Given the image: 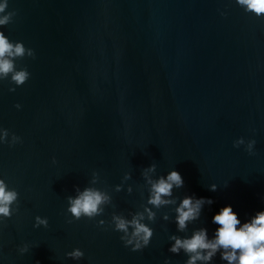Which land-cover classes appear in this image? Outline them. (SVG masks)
I'll use <instances>...</instances> for the list:
<instances>
[{"label":"water","instance_id":"1","mask_svg":"<svg viewBox=\"0 0 264 264\" xmlns=\"http://www.w3.org/2000/svg\"><path fill=\"white\" fill-rule=\"evenodd\" d=\"M8 10L16 16L3 30L35 58L17 61L31 76L14 92L0 81V127L22 140L0 144V178L19 193L0 222V264H184L182 252L167 251L171 234L185 235L162 219L169 208L142 251L108 223L114 211L142 208L141 173L153 163V177L180 172L175 196L214 201L188 234L211 233L212 216L229 204L242 221L264 209V17L235 0H9ZM240 137L256 140L253 154L233 146ZM93 171L112 204L72 219L67 197ZM125 173L131 179L115 192ZM36 216L48 227H34ZM74 248L79 261L65 255Z\"/></svg>","mask_w":264,"mask_h":264},{"label":"clouds","instance_id":"2","mask_svg":"<svg viewBox=\"0 0 264 264\" xmlns=\"http://www.w3.org/2000/svg\"><path fill=\"white\" fill-rule=\"evenodd\" d=\"M235 3L245 13H251L258 18L264 17V0H235ZM8 9L9 0H0V81L8 80L14 85L9 91L14 92L16 87L24 85L31 76L27 67L18 66L17 61L24 57L35 58V52L32 48L26 47L23 41L11 40L6 35L3 28L16 16L15 10ZM15 107L20 109L21 105L16 104ZM20 142H22L20 136L15 133L10 134L8 129L0 127V144L12 146ZM241 145H244L245 150L251 155L254 153L256 140L245 141L240 137L233 142L234 147L239 148ZM156 167L153 163L142 170L141 175L148 185L147 198L142 208L129 212L127 216L115 211L111 214L108 223L113 231L122 234L120 240L125 247L133 252L148 247L154 235L151 224L155 223L160 209L169 208L174 215L170 216L165 212L162 219L173 222L176 233H185V235L171 234L168 237L170 244L167 251L174 255L182 252L186 257L184 264H214L217 257L226 264H264V209L255 211L242 221L229 204L221 207L212 216L211 223L216 227L211 233L207 227L201 226L193 228L188 234L189 224L199 220L205 205L210 206L214 201L211 198H198L195 195H184L182 198L175 196L174 190L184 186L182 175L173 168L166 174L153 177L151 174L156 172ZM130 179L131 173H125L121 184L115 186V192H120L124 182ZM98 183L99 173L93 171L88 186L82 189L76 186L75 195L67 197L66 214H70L75 220H80L82 217L92 220L102 216L106 206L112 204V196L97 187ZM209 190L216 191L217 184L209 185ZM127 192L132 193L131 185L128 186ZM18 197L19 193L14 188H10L5 179L0 178V222L10 218L17 210L13 206L17 204ZM97 223L103 226L106 221L100 219ZM40 226L48 227L46 217H35L34 227ZM28 250V245L19 248L21 254ZM65 255L74 261H79L84 257V252L80 248H74ZM164 264H171L170 259L166 258Z\"/></svg>","mask_w":264,"mask_h":264}]
</instances>
